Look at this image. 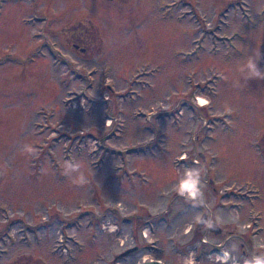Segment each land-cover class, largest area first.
I'll return each instance as SVG.
<instances>
[{"label": "rangeland", "instance_id": "1", "mask_svg": "<svg viewBox=\"0 0 264 264\" xmlns=\"http://www.w3.org/2000/svg\"><path fill=\"white\" fill-rule=\"evenodd\" d=\"M104 2L6 0L0 10V264H63L50 254L57 243H77L95 264H104L98 249L135 245L164 249L165 258L187 246V257L171 264H222L224 252L227 264H239L247 259L241 246L203 245L222 237L198 227L197 206L174 186L187 168L203 169L207 117L264 120V80L239 71L253 50L264 70V0ZM35 16L61 23L52 35L77 58L73 76L46 58L15 64L40 42L21 22ZM71 24L95 31L88 52L67 40ZM91 67L92 85L78 78ZM232 145L217 150L234 152ZM66 160L81 163L87 184L64 175ZM253 238L264 242V231ZM251 253L264 255V246Z\"/></svg>", "mask_w": 264, "mask_h": 264}, {"label": "flooded vegetation", "instance_id": "2", "mask_svg": "<svg viewBox=\"0 0 264 264\" xmlns=\"http://www.w3.org/2000/svg\"><path fill=\"white\" fill-rule=\"evenodd\" d=\"M5 1L0 0V10ZM104 1L105 4L110 6L113 1H119L123 6L126 0ZM35 17L23 18L21 22L28 27H35L32 33L40 42L37 43L36 51H32L29 56L22 57L18 55L20 60L15 64L22 66L24 69L28 61H32L37 57L46 58L56 71L64 72L63 70H65V73L70 72V75L73 76L78 68L77 58L71 51H67L65 47H62L52 35L54 26L61 25V23L57 24L58 20L55 18ZM70 27L72 28L71 35H66L72 47L80 49L82 53L88 52L90 46L95 45V42H93L95 31L93 29L78 31L76 24H71ZM7 58L10 61L15 60V57L11 55H8ZM96 71V67H91L90 70L84 71L83 75H78V78L82 77L83 80H86V77H88L92 85L93 81L97 79L95 76ZM138 74L139 77L142 76V73ZM135 84L134 81L127 82L128 87H126V90L132 88ZM207 118L211 125L202 130V166L209 173V176L202 181L206 188L203 196L204 203H195L199 212L198 227L201 220L211 218L214 221L213 227L208 228L202 223V229L211 231L215 236H221L222 240L218 243H208L204 238L203 245L241 246L242 255L247 259H242L239 264H246V261L251 260L254 256L251 253L252 247L264 246V242L253 238L254 234H258V232L261 234L264 231V120L260 117L242 116L236 124L234 122L236 118L233 116L231 121L217 114ZM228 123L232 124L229 128L230 131L228 129V134H233L228 136V139L221 140L222 133H224V127L222 126ZM233 123H235V127ZM256 127H262V129L255 131ZM230 141H232L231 149L234 152L226 150L224 147H222L223 150H217V144H227ZM224 160L225 163L223 164ZM220 165L231 169L226 173L219 169ZM220 172H222V175L224 174L223 177ZM227 196L230 197L227 198ZM217 216L221 219L220 222H216ZM222 226L225 227V230ZM253 230L256 233L253 234ZM61 246L59 243L53 244L50 248V254L57 255L63 264H74L73 262L76 261L82 264H95L96 259L93 260L94 258L84 253L85 249L77 243L71 246ZM153 247L121 246L118 250L111 249L112 251L106 254L98 249L94 255L100 257L101 262L104 264H142L150 261L171 264L174 256L187 257L186 253L189 252L187 246H173L171 252L168 253L170 258H165L162 255L164 249ZM214 254L219 255L222 253L214 252ZM145 257L148 259L145 260ZM217 260H221V258L217 257ZM227 261L230 260L227 259ZM43 262L46 264V261Z\"/></svg>", "mask_w": 264, "mask_h": 264}, {"label": "clouds", "instance_id": "3", "mask_svg": "<svg viewBox=\"0 0 264 264\" xmlns=\"http://www.w3.org/2000/svg\"><path fill=\"white\" fill-rule=\"evenodd\" d=\"M262 54L260 50H253V52L247 58L245 64L239 69L242 74L243 79L245 80H264V70L259 67V61L261 60ZM25 152L29 154H34L36 149L31 145H25ZM82 165L79 161L66 160L64 162V175L72 179L74 184L84 185L88 183V180L84 173L81 171ZM202 167L196 168L191 167L187 168L182 177L176 183L175 191L176 193L184 197L187 200H190L194 203L203 204V190H202ZM75 174V175H73ZM221 219L219 216L216 217V222H220ZM208 228H212L214 221L209 218L207 220H201ZM227 258H230L229 252H224L223 257L221 258L222 264H227ZM148 258L145 257V260ZM185 264H193L191 259H187ZM246 264H264V255L254 256L251 260L246 261Z\"/></svg>", "mask_w": 264, "mask_h": 264}, {"label": "bare ground", "instance_id": "4", "mask_svg": "<svg viewBox=\"0 0 264 264\" xmlns=\"http://www.w3.org/2000/svg\"><path fill=\"white\" fill-rule=\"evenodd\" d=\"M198 104L199 105H205L206 104V100L202 97V96H198ZM111 116H109L108 118H107V121L108 122H111Z\"/></svg>", "mask_w": 264, "mask_h": 264}, {"label": "water", "instance_id": "5", "mask_svg": "<svg viewBox=\"0 0 264 264\" xmlns=\"http://www.w3.org/2000/svg\"><path fill=\"white\" fill-rule=\"evenodd\" d=\"M199 226H202V222L199 224ZM142 264H162L158 261H150V262H146V263H142Z\"/></svg>", "mask_w": 264, "mask_h": 264}]
</instances>
